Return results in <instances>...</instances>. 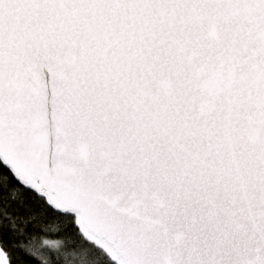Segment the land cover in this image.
Wrapping results in <instances>:
<instances>
[{"label": "snow or ice", "instance_id": "snow-or-ice-1", "mask_svg": "<svg viewBox=\"0 0 264 264\" xmlns=\"http://www.w3.org/2000/svg\"><path fill=\"white\" fill-rule=\"evenodd\" d=\"M32 261L264 264V0H0V264Z\"/></svg>", "mask_w": 264, "mask_h": 264}, {"label": "trees", "instance_id": "trees-1", "mask_svg": "<svg viewBox=\"0 0 264 264\" xmlns=\"http://www.w3.org/2000/svg\"><path fill=\"white\" fill-rule=\"evenodd\" d=\"M33 255L36 256L39 260L46 261V257L41 255L40 251H34ZM32 264H35V261H32Z\"/></svg>", "mask_w": 264, "mask_h": 264}]
</instances>
